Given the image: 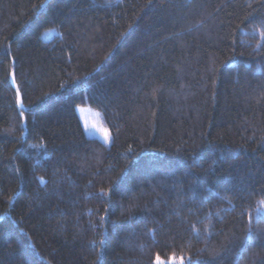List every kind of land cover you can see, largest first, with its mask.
<instances>
[{"label":"trees","instance_id":"trees-1","mask_svg":"<svg viewBox=\"0 0 264 264\" xmlns=\"http://www.w3.org/2000/svg\"><path fill=\"white\" fill-rule=\"evenodd\" d=\"M262 200L264 0H0V264H264Z\"/></svg>","mask_w":264,"mask_h":264},{"label":"rangeland","instance_id":"rangeland-1","mask_svg":"<svg viewBox=\"0 0 264 264\" xmlns=\"http://www.w3.org/2000/svg\"><path fill=\"white\" fill-rule=\"evenodd\" d=\"M76 110L88 135L97 137L101 141L108 143L105 140V132L108 133V131L99 121L98 112L85 105H78Z\"/></svg>","mask_w":264,"mask_h":264},{"label":"snow or ice","instance_id":"snow-or-ice-1","mask_svg":"<svg viewBox=\"0 0 264 264\" xmlns=\"http://www.w3.org/2000/svg\"><path fill=\"white\" fill-rule=\"evenodd\" d=\"M13 79H15V75L14 74H13ZM16 90H17V94L19 95V86H17ZM21 103H22V101H21ZM105 140L107 142L111 143V136L107 132H105ZM260 204L264 205V200L260 201ZM248 219H249V229L248 230L251 233L252 232V228H251L252 216H251V213H249ZM241 251H243V249H241ZM156 259H157L158 264H161L160 257H159L158 253L156 254ZM173 259H175V256H173ZM189 259H190V257H189ZM181 264H184L183 257H181Z\"/></svg>","mask_w":264,"mask_h":264},{"label":"water","instance_id":"water-1","mask_svg":"<svg viewBox=\"0 0 264 264\" xmlns=\"http://www.w3.org/2000/svg\"><path fill=\"white\" fill-rule=\"evenodd\" d=\"M18 104H21V101H18Z\"/></svg>","mask_w":264,"mask_h":264}]
</instances>
